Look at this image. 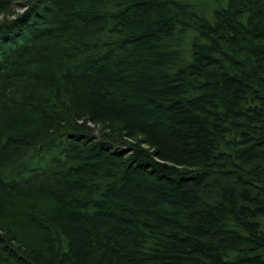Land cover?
I'll use <instances>...</instances> for the list:
<instances>
[{"label": "trees", "instance_id": "obj_1", "mask_svg": "<svg viewBox=\"0 0 264 264\" xmlns=\"http://www.w3.org/2000/svg\"><path fill=\"white\" fill-rule=\"evenodd\" d=\"M0 0V264H264V0Z\"/></svg>", "mask_w": 264, "mask_h": 264}, {"label": "rangeland", "instance_id": "obj_2", "mask_svg": "<svg viewBox=\"0 0 264 264\" xmlns=\"http://www.w3.org/2000/svg\"><path fill=\"white\" fill-rule=\"evenodd\" d=\"M23 0H15V4H14V7L17 11H20V8L18 5H20V3L22 2Z\"/></svg>", "mask_w": 264, "mask_h": 264}]
</instances>
